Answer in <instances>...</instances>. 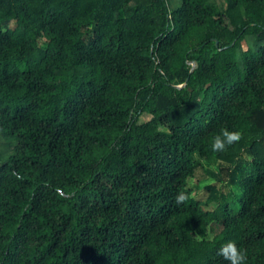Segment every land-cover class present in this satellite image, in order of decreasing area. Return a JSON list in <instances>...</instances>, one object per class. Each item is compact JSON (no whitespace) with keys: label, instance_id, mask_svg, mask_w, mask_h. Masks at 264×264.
<instances>
[{"label":"trees","instance_id":"16d2710c","mask_svg":"<svg viewBox=\"0 0 264 264\" xmlns=\"http://www.w3.org/2000/svg\"><path fill=\"white\" fill-rule=\"evenodd\" d=\"M228 240L264 264V0H0V264H229Z\"/></svg>","mask_w":264,"mask_h":264},{"label":"clouds","instance_id":"9594fccd","mask_svg":"<svg viewBox=\"0 0 264 264\" xmlns=\"http://www.w3.org/2000/svg\"><path fill=\"white\" fill-rule=\"evenodd\" d=\"M241 138L239 130H230L224 128L219 134H217L212 142V150L214 152H223L226 148ZM188 199V195L184 191H178L175 195V202L180 204ZM220 254L229 261V264H246L247 254L246 251L238 247L237 241L228 240L220 248Z\"/></svg>","mask_w":264,"mask_h":264},{"label":"rangeland","instance_id":"374dc122","mask_svg":"<svg viewBox=\"0 0 264 264\" xmlns=\"http://www.w3.org/2000/svg\"><path fill=\"white\" fill-rule=\"evenodd\" d=\"M147 116L146 115H143L142 116V119H146ZM206 176L204 174V172H202L201 170L198 172V175L193 177V178H190L189 180V186L194 190V193H195V196L196 198L200 199V200H205L207 195H208V192L207 190L205 189L204 187V184L207 182V181H211L210 178Z\"/></svg>","mask_w":264,"mask_h":264}]
</instances>
